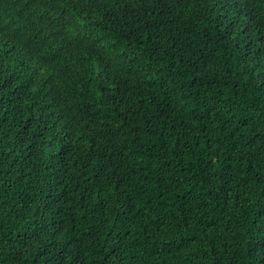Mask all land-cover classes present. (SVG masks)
<instances>
[{
  "label": "trees",
  "instance_id": "trees-1",
  "mask_svg": "<svg viewBox=\"0 0 264 264\" xmlns=\"http://www.w3.org/2000/svg\"><path fill=\"white\" fill-rule=\"evenodd\" d=\"M0 264H264V0H0Z\"/></svg>",
  "mask_w": 264,
  "mask_h": 264
}]
</instances>
